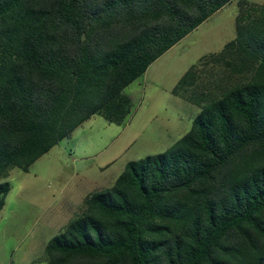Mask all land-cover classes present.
<instances>
[{"label":"trees","instance_id":"1","mask_svg":"<svg viewBox=\"0 0 264 264\" xmlns=\"http://www.w3.org/2000/svg\"><path fill=\"white\" fill-rule=\"evenodd\" d=\"M232 1L0 0V212L13 169L94 115L123 123L122 92ZM208 65L248 78L197 92ZM172 94L200 109L190 130L91 193L45 264H264V4L240 2L234 40Z\"/></svg>","mask_w":264,"mask_h":264},{"label":"rangeland","instance_id":"2","mask_svg":"<svg viewBox=\"0 0 264 264\" xmlns=\"http://www.w3.org/2000/svg\"><path fill=\"white\" fill-rule=\"evenodd\" d=\"M240 2L264 4L233 0L157 59L122 92L131 99L123 123L94 115L26 171L9 173L0 264H45L49 239L82 211L91 193L111 187L128 163L164 153L190 130L200 109L172 91L191 66L234 40ZM198 77L197 92L206 95L248 78L215 65L202 67Z\"/></svg>","mask_w":264,"mask_h":264}]
</instances>
